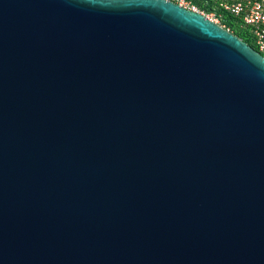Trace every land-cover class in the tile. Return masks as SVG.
<instances>
[{
    "label": "water",
    "instance_id": "obj_1",
    "mask_svg": "<svg viewBox=\"0 0 264 264\" xmlns=\"http://www.w3.org/2000/svg\"><path fill=\"white\" fill-rule=\"evenodd\" d=\"M0 264H264V55L171 0H0Z\"/></svg>",
    "mask_w": 264,
    "mask_h": 264
},
{
    "label": "built area",
    "instance_id": "obj_2",
    "mask_svg": "<svg viewBox=\"0 0 264 264\" xmlns=\"http://www.w3.org/2000/svg\"><path fill=\"white\" fill-rule=\"evenodd\" d=\"M199 11L226 29L239 28L250 36L264 55V0H171ZM233 32V31H232Z\"/></svg>",
    "mask_w": 264,
    "mask_h": 264
},
{
    "label": "trees",
    "instance_id": "obj_3",
    "mask_svg": "<svg viewBox=\"0 0 264 264\" xmlns=\"http://www.w3.org/2000/svg\"><path fill=\"white\" fill-rule=\"evenodd\" d=\"M233 31L234 34L238 35L239 37L243 38L244 40H246L249 44H252V40L250 38V36L248 35V33L245 30L239 29V28H234L231 29Z\"/></svg>",
    "mask_w": 264,
    "mask_h": 264
},
{
    "label": "rangeland",
    "instance_id": "obj_4",
    "mask_svg": "<svg viewBox=\"0 0 264 264\" xmlns=\"http://www.w3.org/2000/svg\"><path fill=\"white\" fill-rule=\"evenodd\" d=\"M252 45H254L253 42H252Z\"/></svg>",
    "mask_w": 264,
    "mask_h": 264
}]
</instances>
